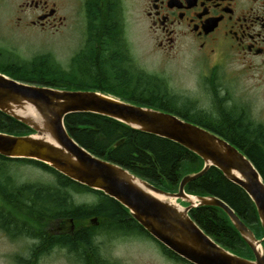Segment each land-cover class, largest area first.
<instances>
[{"label": "flooded vegetation", "instance_id": "obj_1", "mask_svg": "<svg viewBox=\"0 0 264 264\" xmlns=\"http://www.w3.org/2000/svg\"><path fill=\"white\" fill-rule=\"evenodd\" d=\"M68 2L72 6L70 14ZM132 15L135 23L144 27L152 53L163 58L190 59L183 65L190 75L188 82L178 78L173 81L164 66L149 71L135 59L129 41ZM72 19L76 63L80 65L89 56L98 64L104 59L108 61L107 65L116 73V90L129 98L148 102L128 103L176 115L214 133L264 130V0H0V22L6 32L13 34L35 31L48 36L61 35L71 26ZM173 68L177 73L182 69ZM181 179L169 188L150 183L176 194ZM187 186V195L212 196L191 191ZM78 194L73 192L74 204L87 205L77 203ZM102 200L98 194L96 202L89 205L97 207ZM176 201L182 207L190 206L181 199ZM201 208L213 212L216 222L225 230L224 236L239 240L240 233L222 208L190 209L189 216L194 221ZM231 209L257 239L264 237L259 228L248 223L249 213L242 216ZM128 220L121 226L100 216L80 221L66 218L48 221L45 224L48 247L43 258L50 261L54 254H62L69 261L67 264H121V258L111 253V245L115 237L119 240L131 236V219ZM83 230L90 231L88 244L76 241L71 247L59 239L74 237ZM134 235L154 242L166 264H191L165 253L146 233ZM218 239L223 241L224 237ZM231 241L226 238V242L231 244ZM234 254L255 260L252 251Z\"/></svg>", "mask_w": 264, "mask_h": 264}, {"label": "water", "instance_id": "obj_2", "mask_svg": "<svg viewBox=\"0 0 264 264\" xmlns=\"http://www.w3.org/2000/svg\"><path fill=\"white\" fill-rule=\"evenodd\" d=\"M0 112L33 131L22 136L0 132L1 156L40 162L114 199L153 239L191 264H264V237L257 239L223 200L185 193L188 184L205 175L210 168H217L248 196L264 232V180L248 156L220 135L176 115L128 103L97 90L29 85L1 72ZM74 113L99 115L135 131L168 139L198 156L203 167L182 177L178 193L163 191L80 146L65 126L66 117ZM177 199L190 206L182 207ZM211 206L228 213L255 260L225 249L189 216L190 209Z\"/></svg>", "mask_w": 264, "mask_h": 264}, {"label": "trees", "instance_id": "obj_3", "mask_svg": "<svg viewBox=\"0 0 264 264\" xmlns=\"http://www.w3.org/2000/svg\"><path fill=\"white\" fill-rule=\"evenodd\" d=\"M76 61L77 58L74 56L71 69L68 70L63 68L52 56L44 55L23 65H11V67L4 65L0 67V72L29 85L61 90H81L82 87L91 86L94 88L96 86L103 93L114 95L127 102L148 103L145 101L147 99L138 101L129 98L109 85L107 90H102L101 85L97 86L91 82L101 79L107 82L113 81L115 85L114 76L116 73L111 70L110 64L107 65L108 61L105 59L99 64L90 56L80 65ZM65 126L70 136L84 149L101 159L122 166L149 183L150 181L155 184L166 182L170 186H176L180 177H183L181 173L185 172L186 175L194 169L198 172L203 167V161L181 145L165 138L135 131L106 117L90 113H74L66 117ZM0 132L16 136L33 133L27 126L1 112ZM216 134L244 152L264 180V130L231 131ZM16 163L30 164L49 172L54 177L53 182L48 185L34 183L19 185L11 168ZM198 165H201V168L197 167ZM187 189L202 191L218 197L242 216L251 212L255 213L258 228L260 227L259 233L264 236L253 203L241 188L226 179L217 168H210L205 175L188 184ZM73 192H95L97 195L100 194L103 200L97 207L89 204L76 205L72 201ZM94 216H100L115 226H121L130 218L132 234L146 233L150 236L131 218L125 207L103 193L88 189L40 162L9 159L0 155V230L13 240L28 238L36 241L30 248V256L44 257L45 248L48 247L45 234L46 222L58 218L80 221ZM196 222L213 240L224 237V243L216 241L232 253H236L232 243L241 242L244 244L240 236L239 240H235L230 235L224 236V228L218 225L213 212L207 208L199 209ZM89 232V230H83L75 233L74 237L61 236L59 239L71 247L75 246L77 242L88 244ZM226 238L232 240L231 244L226 242ZM161 247L165 253L176 255L163 245ZM25 264H36V261L30 263L28 259Z\"/></svg>", "mask_w": 264, "mask_h": 264}, {"label": "rangeland", "instance_id": "obj_4", "mask_svg": "<svg viewBox=\"0 0 264 264\" xmlns=\"http://www.w3.org/2000/svg\"><path fill=\"white\" fill-rule=\"evenodd\" d=\"M71 4L68 2L67 12H71ZM70 16V15H69ZM72 18V17H71ZM132 15L129 30V41L131 43V49L133 51L135 59L143 65L147 70L152 71L158 67L164 66L168 75L175 79H182L188 82L189 73L183 70V65H186L190 60L189 58L171 57L163 58L157 54L152 53L151 41L148 39L147 34L142 25H137ZM5 27V26H4ZM3 27L2 21L0 22V67L14 65H23L24 63L35 59L38 56L50 55L57 62H59L63 68L70 70L71 62L75 54V21L71 20V26L69 24L66 33L57 36H48L40 32H30L27 34H20L13 32H6ZM7 29V28H6ZM3 46V49H2ZM6 47V48H4ZM12 48L10 52L6 50ZM173 67H182L180 73H177ZM16 68V67H15ZM88 81L87 79H85ZM90 80V79H89ZM112 81V80H111ZM93 84L101 85L102 90H107L108 85L115 88L113 82L103 81L101 79L91 81ZM81 90H99L96 86L82 87ZM165 102L170 103V100L164 99ZM201 168V165L197 166ZM195 167V168H197ZM13 174L17 179L19 185L24 184H43L48 185L53 182L54 177L45 170L31 166L30 164L16 163L11 167ZM184 172V171H183ZM196 172L195 169L191 173ZM185 173V172H184ZM181 173V176L185 174ZM151 182V181H150ZM155 184V182H151ZM164 188H169V183L162 182L155 184ZM97 193L95 192H82L75 195L78 204H92L96 202ZM248 223L258 228V221L256 214L251 212L248 216ZM260 228V227H259ZM135 233H131L128 238H121L118 240L115 237L111 245V253L114 256L121 258L119 261L121 264H166L159 256L161 251L154 242L149 239L134 237ZM261 235V233H260ZM219 243H224V240L218 239ZM36 241L28 238L11 239L2 230H0V264H25V261L29 259V262L36 261V264H67L66 259L62 257V254H54L52 259L48 261L42 256H30V248ZM110 245V244H109ZM236 250V253L250 252V248L243 243H232ZM69 256V255H67ZM38 257V258H36Z\"/></svg>", "mask_w": 264, "mask_h": 264}]
</instances>
